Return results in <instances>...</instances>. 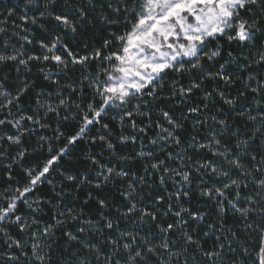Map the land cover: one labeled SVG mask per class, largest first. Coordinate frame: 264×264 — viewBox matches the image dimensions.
<instances>
[{
	"label": "snow or ice",
	"instance_id": "6c2138e0",
	"mask_svg": "<svg viewBox=\"0 0 264 264\" xmlns=\"http://www.w3.org/2000/svg\"><path fill=\"white\" fill-rule=\"evenodd\" d=\"M0 264H264V0H0Z\"/></svg>",
	"mask_w": 264,
	"mask_h": 264
},
{
	"label": "trees",
	"instance_id": "16d2710c",
	"mask_svg": "<svg viewBox=\"0 0 264 264\" xmlns=\"http://www.w3.org/2000/svg\"><path fill=\"white\" fill-rule=\"evenodd\" d=\"M15 2H19V0H15ZM12 75H15V73H12ZM32 77L33 78H35V76H37L38 75V73H36V70L35 69H33V72H32ZM49 135H51V133H48Z\"/></svg>",
	"mask_w": 264,
	"mask_h": 264
}]
</instances>
